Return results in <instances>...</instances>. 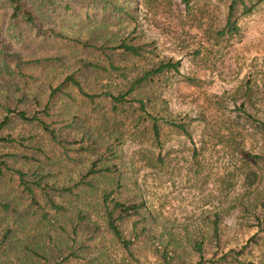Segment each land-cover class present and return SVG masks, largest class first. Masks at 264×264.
<instances>
[{
    "label": "rangeland",
    "instance_id": "374dc122",
    "mask_svg": "<svg viewBox=\"0 0 264 264\" xmlns=\"http://www.w3.org/2000/svg\"><path fill=\"white\" fill-rule=\"evenodd\" d=\"M128 3L131 18L120 15L107 19L103 13L84 7L64 16L59 26L62 34L86 45L52 39L38 42L31 36L27 52L34 58H60L33 63L43 65L32 68L33 79L25 83L14 80L19 88L10 89L11 101L22 93L30 101L33 97L44 100L49 87L77 71L80 63L87 60L105 66L110 73L98 81L89 73L84 79L88 81L84 82L85 88L96 93L108 88L114 91L124 88L152 63L164 59L180 62L178 73L165 72L132 91L134 98L144 99L145 112L137 110L129 118L118 114L117 134L115 131L111 136L99 119L106 100L99 96L92 105L73 93L72 111L80 109L82 115L88 116V123L83 124L94 134L99 132L98 139L107 144L118 137L114 141L118 156L115 161L122 176L115 195L143 201L148 217L144 222L146 234L133 244L132 257L112 246L110 234L102 227L97 233L102 242L94 236L87 242L90 249L79 251L82 259L71 258L67 264H194L200 259L195 243L201 245L203 264H223L221 258L226 252L229 264H264V0L251 13L238 15L239 30L222 38H216L215 31L225 23L224 1L191 0L188 10L182 0ZM125 37L148 44L144 59L114 56L118 69L112 70L104 59L107 55L89 48L101 43L115 45ZM132 103L138 109V103ZM4 115L0 107V120ZM152 117L158 121V138L151 129ZM13 119V123L0 128L2 135L30 137L31 142L42 140L39 129ZM164 120L187 123L190 137ZM73 135L75 139L80 137L79 133ZM0 149L24 153L19 146ZM85 156L78 165L56 167L58 182L77 178L92 160ZM11 164L24 168L27 163L17 158ZM115 181L113 175L97 178L95 196L115 186ZM0 184L1 197L11 200L19 211L15 214L0 210V240L8 224L14 230L10 237L13 242L33 237L42 252L46 239L35 233L49 226L37 223L32 209L24 210L28 196L18 186L15 175L6 174ZM95 198L89 194L79 200L67 197L64 205L69 206L67 213L71 215L78 208L88 209ZM95 216L91 214L92 220ZM60 227L70 232L62 218L47 230L54 242L62 244L65 240L60 236ZM92 227L90 222L86 231L78 233L77 241L93 234ZM121 228L129 236L131 221H125ZM78 242L73 249L78 250ZM101 247L106 248V254L96 260ZM13 259L11 252L1 254V260Z\"/></svg>",
    "mask_w": 264,
    "mask_h": 264
},
{
    "label": "trees",
    "instance_id": "16d2710c",
    "mask_svg": "<svg viewBox=\"0 0 264 264\" xmlns=\"http://www.w3.org/2000/svg\"><path fill=\"white\" fill-rule=\"evenodd\" d=\"M191 0H182L185 8L189 9ZM227 4L225 23L221 29L215 31L216 38H222L225 35L236 33L239 30L237 25V16L251 13L261 0H220ZM129 0H0V107L4 109L5 115L0 120V128L14 119L22 124L34 126L42 134V140L34 142L29 138H14L10 135L0 133V142L3 147L19 146L23 152L29 154L16 153L14 151H3L0 149V181L6 174L16 176L18 186L22 187V192L27 194L29 202L26 209H32V214L38 220L37 223H43L47 229L53 227L58 218L67 222L70 232L64 227H60V236L65 240L62 244L52 240L50 231L45 229L36 230L35 236H40L45 246L42 252L39 242L34 241L33 237L26 236L20 243L13 242L10 237L14 230L7 224L3 228L0 240V264H67L69 259H82L79 251L90 249L89 241L94 236L99 238L100 229L106 228L110 234V243L112 246L122 250L125 256H133V244L146 233L144 222L148 217L144 202L138 199H122L115 195V189L120 187L121 172L118 167L117 149L114 141L105 144L102 139H98L99 132L94 134L88 123V116L82 115L81 110L72 111L75 97L73 93H78L83 101L94 104L96 98L102 96L106 100L105 110L101 113V119L104 129L109 136L113 135L117 127L115 118L118 114L135 116L137 110L145 112L146 103L142 98H134L132 91L140 88L144 83L151 81L154 77L165 72H179V60L164 59L148 65L139 71L131 81H128L124 88H118L112 91L110 88L99 93L90 92L85 88L84 80L88 74H94V80L108 75L110 71L103 65L94 61H85L80 63L77 71L66 75L57 85L49 87L47 97L39 100L33 97L28 100L25 93L19 96V99L9 100L11 98V87L19 88L14 80L33 79L32 68L40 61L51 62L59 60L60 57L34 58L32 53H28L29 39L33 36L38 42L46 39H52L57 43L72 42L75 45H86L76 37H67L62 34L60 25L64 23V16L68 13H74L81 7L93 9L103 13L104 18L126 15L131 18L133 13L130 10ZM129 8V9H128ZM89 15H87L88 17ZM92 45L89 48L95 52H100L105 56L109 69H118L114 65L113 57L125 55L145 58V51L148 44L138 43L134 37H125L115 45L105 46ZM86 59V58H85ZM34 63V64H33ZM127 78V77H126ZM83 82V83H82ZM109 87V85H106ZM11 89V90H10ZM110 89V90H109ZM132 102L138 103L136 109ZM20 104V106H19ZM60 104L59 106H57ZM13 117H10L9 114ZM151 129L155 138L159 136V127L157 118H151ZM109 121V123H108ZM164 123L180 130L184 135L190 137L187 129V123L174 120H164ZM90 124V123H89ZM108 124V125H107ZM74 133H79V138L75 139ZM78 144V146H71ZM91 156L92 160L78 177L70 178L67 181L59 183L58 170L56 167L63 164L78 165L86 158ZM247 157L259 159V155L247 154ZM17 158H24L27 163L24 168L14 167L11 162H16ZM113 175L116 179L115 186L110 189L98 191L95 180L100 177ZM0 184V191L2 190ZM39 192V195L37 194ZM89 195L96 197L88 209H77L69 215V206L64 205L67 197L71 200H79ZM38 195V197H37ZM0 192V210L6 213L12 211L17 214V205L5 197H1ZM42 198V199H41ZM40 199V200H39ZM71 205V204H68ZM96 214L92 220L91 214ZM101 220L98 224L97 219ZM125 221H131V232L126 236L121 228ZM92 222V232L90 236L77 241L78 233L86 231L88 225ZM98 233V235H97ZM72 235V236H71ZM99 242L102 239L99 238ZM71 241V243H69ZM78 242V250L73 247ZM52 243V244H51ZM198 251L200 259L194 264H203L202 250L199 243L194 244ZM105 247H101L99 256H105ZM11 252L15 259L11 261L1 260V254ZM163 257L167 255L162 252ZM228 252L223 254V264H229L226 261Z\"/></svg>",
    "mask_w": 264,
    "mask_h": 264
}]
</instances>
